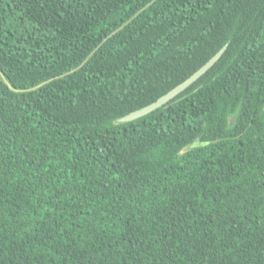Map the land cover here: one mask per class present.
<instances>
[{"label":"trees","instance_id":"trees-1","mask_svg":"<svg viewBox=\"0 0 264 264\" xmlns=\"http://www.w3.org/2000/svg\"><path fill=\"white\" fill-rule=\"evenodd\" d=\"M0 68V264H264V0H0Z\"/></svg>","mask_w":264,"mask_h":264},{"label":"water","instance_id":"water-1","mask_svg":"<svg viewBox=\"0 0 264 264\" xmlns=\"http://www.w3.org/2000/svg\"><path fill=\"white\" fill-rule=\"evenodd\" d=\"M117 30H119V28L116 29L114 32H116ZM226 48H227V44H225L222 48H220V50H218L205 64H203L199 69H197L187 79H185L183 82H181L180 84H178L177 86H175L174 88L169 90L167 93H165L162 96H160L157 100H155L154 102H152L150 104L145 105L144 107H141V108H138L136 110H133V111L129 112L128 114L120 117L118 119V121L126 122V121L134 120V119L139 118V117H141V116H143V115H145V114L157 109L158 107H161L162 105L168 103L170 100L175 98L179 93L184 91L191 84H193L196 80H198L209 68H211L221 58V56L225 52ZM85 61L86 60H84V62H82L78 67H75V68H73L71 70H68L67 72H65V73H63V74H61L59 76H63L65 74H67V73H70V72L78 69L80 66H82L85 63ZM0 75L2 76V78L4 79L6 84L11 89H13L15 91H27V90L35 89V88H38L39 86H41L42 84H44L45 82H47V81H44V82H42L40 84L31 86V87L18 88V87L14 86L11 83V81L8 79V77L6 76L5 72L1 68H0ZM59 76H56V77H59ZM51 79H53V78H51ZM232 120H234V118Z\"/></svg>","mask_w":264,"mask_h":264}]
</instances>
